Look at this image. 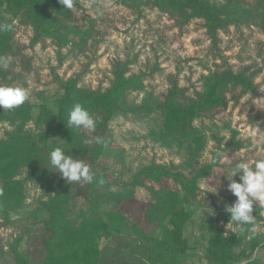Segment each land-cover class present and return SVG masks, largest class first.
<instances>
[{"label":"rangeland","instance_id":"374dc122","mask_svg":"<svg viewBox=\"0 0 264 264\" xmlns=\"http://www.w3.org/2000/svg\"><path fill=\"white\" fill-rule=\"evenodd\" d=\"M255 1H243L246 19L213 41L201 18L184 20L150 0H75L70 18L60 23L53 13L47 34L34 42L31 12L0 0V25H13L0 32V61L7 62L0 63V86L29 93L23 105L0 108V264H219L206 250L218 229L236 234L233 252L250 254L235 264H264V205H254L255 221L243 228H227L225 211L236 199L227 189L230 169L264 159V24ZM225 70L250 77L257 93L229 86L224 106L168 128V115L156 108L168 92L190 105L202 100L206 78ZM68 80L99 93L112 89L119 108L88 109L94 131L67 120L47 136ZM56 147L87 164L93 182H68L55 172L49 153ZM204 165L207 174L195 177ZM58 188L64 226L115 219L129 231H96L91 262L65 261L70 235L60 225L49 230L46 207ZM181 212L187 217L179 228ZM176 233L190 246L186 252L165 249ZM253 241L259 244L251 249Z\"/></svg>","mask_w":264,"mask_h":264},{"label":"trees","instance_id":"16d2710c","mask_svg":"<svg viewBox=\"0 0 264 264\" xmlns=\"http://www.w3.org/2000/svg\"><path fill=\"white\" fill-rule=\"evenodd\" d=\"M12 2V6L19 10L30 11L32 14V24L34 27V42L40 40L47 34L48 28L46 26L49 16L60 14V23L63 20L70 18V11L64 9V6L58 3V0H8ZM245 0H225L223 4H216L209 0H150V2L159 9L165 7L174 10L179 15H184V20L189 18H201L203 20V27L209 38L216 41V34L219 30L225 29L234 22L243 21L246 19L250 11L243 2ZM257 9L262 12L261 21L264 24V0H256L254 4ZM55 23V22H54ZM229 86L240 87L241 93H257L255 85L248 76L241 73H234L231 70L211 73L205 80L204 96L202 100L194 102L190 105H182L178 103L175 97V91L170 90L160 103L156 105L157 109H162L168 115L169 121L167 127L170 128L180 120L189 122L200 110H209L214 106H224L226 104V93L229 91ZM63 93L57 101V116L56 127L51 128L47 136L54 135L61 131L65 126L69 112L72 106L79 102L86 109H101L119 108L117 101L112 99L111 90L107 93H99L92 90H85L78 87L75 80H68L63 85ZM117 88V87H113ZM118 89V88H117ZM181 133L190 134L188 127H178ZM36 155V154H35ZM210 166L204 165L200 167L195 177L204 176L209 171ZM193 178V183H194ZM61 201V188H58L52 197H50L49 204L46 206L49 212V230L56 231V225H60L62 231H65L67 236L68 250H64L62 257L69 262L71 259H78L84 262H91L95 258V251L91 247V239L97 233L96 231L108 232H126L129 231L124 224L116 222L111 219L110 222H105L99 219H86L78 226L69 227L64 226L58 217V209ZM176 214V213H175ZM186 213L181 212L179 217V228L182 226ZM99 221V222H98ZM178 228V229H179ZM71 231V232H70ZM78 231V234L75 233ZM97 235V234H96ZM176 241L165 247L166 250L173 254L183 253L189 250L190 246L185 239L179 240L178 233H176ZM70 237V238H69ZM77 237V238H76ZM52 239L49 236L48 241ZM73 239V240H72ZM95 243V242H94ZM237 238L235 233L223 235L220 229L215 230L213 236L209 239L206 250L210 258L219 264H235L239 262L241 257H248L250 254L245 250L238 253L233 252L232 248L236 245ZM258 241L251 243V249L258 246ZM49 252L51 251L48 248ZM52 254V253H51ZM56 256V255H55ZM68 264V263H67ZM148 264H154L151 261Z\"/></svg>","mask_w":264,"mask_h":264},{"label":"clouds","instance_id":"9594fccd","mask_svg":"<svg viewBox=\"0 0 264 264\" xmlns=\"http://www.w3.org/2000/svg\"><path fill=\"white\" fill-rule=\"evenodd\" d=\"M64 9L73 10L75 0H58ZM13 28L12 24L0 25V32H8ZM3 67H7L6 61H0ZM29 93L23 87L0 86V108L12 110L25 103ZM68 124L75 128H84L89 131L95 130V121L81 103H75L70 112ZM97 144H103L106 148L107 142L102 138H96ZM50 166L61 174V177L68 182H79L81 180L88 183L93 182L94 174L90 167L80 159H74L72 155L65 154L64 150L56 147L49 153ZM239 174V180L234 179ZM230 179L227 185L228 191L236 197L230 205H225V211L230 213L231 222H236L242 228L245 225L253 224L255 215L254 205L259 203L264 205V159L256 160L253 163L240 161L230 169ZM102 182V181H101Z\"/></svg>","mask_w":264,"mask_h":264}]
</instances>
